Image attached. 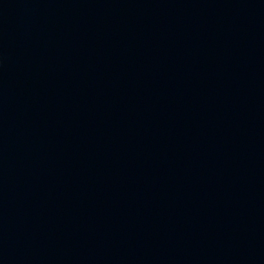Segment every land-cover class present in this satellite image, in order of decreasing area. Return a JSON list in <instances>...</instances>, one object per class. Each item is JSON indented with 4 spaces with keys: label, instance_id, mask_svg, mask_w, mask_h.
<instances>
[{
    "label": "water",
    "instance_id": "water-1",
    "mask_svg": "<svg viewBox=\"0 0 264 264\" xmlns=\"http://www.w3.org/2000/svg\"><path fill=\"white\" fill-rule=\"evenodd\" d=\"M0 264H264V0H0Z\"/></svg>",
    "mask_w": 264,
    "mask_h": 264
}]
</instances>
